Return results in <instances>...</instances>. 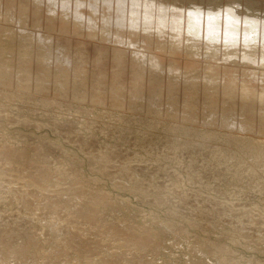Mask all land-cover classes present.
<instances>
[{"label":"rangeland","instance_id":"rangeland-1","mask_svg":"<svg viewBox=\"0 0 264 264\" xmlns=\"http://www.w3.org/2000/svg\"><path fill=\"white\" fill-rule=\"evenodd\" d=\"M27 2L0 10V264H264V66L152 44L163 71L138 67Z\"/></svg>","mask_w":264,"mask_h":264},{"label":"bare ground","instance_id":"bare-ground-1","mask_svg":"<svg viewBox=\"0 0 264 264\" xmlns=\"http://www.w3.org/2000/svg\"><path fill=\"white\" fill-rule=\"evenodd\" d=\"M18 1L19 0H12L13 4L9 7L10 9H8V11H6V12L14 14L13 9H11V7L14 4H16V2H18ZM20 1H22V0H20ZM24 1H26V2L28 1L27 2V6L29 7V9L28 8L27 9H23L22 8V10L20 9L19 11H23L24 10L25 12L28 13V15H30L29 11L33 10V13H34L33 16L35 17L36 21L38 20V23H41V21H43V20L46 21V24H47L46 27H45L47 29L46 31L54 32L56 29H59V30H62L64 32L63 34H65V32H67L68 34H69V32L70 33H74V34L75 33H79L80 34L83 31L82 33L85 34L87 38L89 37L90 39L94 40V42H95V40L99 41V42H102L100 45H98L99 49L102 48V49L108 51L109 53L114 51L117 54L116 55L117 59H122V58L124 59L123 56H130V61L135 63V66H138V67L142 66V68H143L144 65H146L149 69L151 68L152 70H155V71H157V70H160V71L162 70L163 71V66L162 65H164V64H162L163 63L162 61H164L166 58H164V60H163V57H161L159 55L160 53L151 55V54H147V52H143V51L140 50L142 48L148 50V49H150L149 46H151L152 44H154L155 46H159L160 45L162 47L161 50H163V49H165V47L169 46L170 49L172 50L170 52V54H174V56L178 55L177 52H178V50L181 51V49H180L181 47L184 50H186V49L188 50L189 49L188 51H192L193 49L201 50L202 51V55H203V49L210 51V53H211V51H214V49H219V52L224 53V55L229 60L233 61V59H234V61H235L236 56L238 55L237 57H239V59L242 58L243 60H246V61H249V62H252V63L258 62L259 65H263L264 66V24H263L262 20L244 16V14L246 13L245 11H252V6H255V5L248 4V5H251V9H250V8H248L247 4H245L247 6L242 4L240 2L241 0H236V1H234V0H209V4H207V5H211V4H214V3L215 4L221 3L220 5H223L221 8H218V9H215V8L214 9L213 8L210 9V8H207V7H205V6H203L201 4L203 2H206L207 0H24ZM230 1H231L232 4L230 3ZM262 1H264V0H262ZM1 2H2V0H0V10H2ZM256 2H253V3H256ZM191 3H194L196 6L191 7L190 6ZM246 3H248V2H246ZM249 3H250V1H249ZM259 5H258V7H259ZM18 6H19V4H18ZM261 6L263 7V5H261ZM254 9H255V7H254ZM263 12H264V10H263ZM253 14H256V13H252L250 16H252ZM260 15H262V14H260ZM260 15H258V16H260ZM9 18H10V16H9ZM23 27H25V25ZM38 29H40V28H38ZM25 31H26V29H23V32H25ZM67 33H66V35H67ZM48 38H50V37H48ZM53 38H54V36H53ZM50 39H52V38H50ZM108 42H110V43H108ZM52 47H53V45H51V43L46 47V49H47V51L49 53H54V51L52 52V50H53ZM151 49H153V48H151ZM151 49L149 51H151ZM220 49H221V51H220ZM100 50H99V52H100ZM180 51H179V53H180ZM193 51H195V50H193ZM155 52L156 51H154V53ZM159 52H161V51H159ZM163 52H166V50L163 51ZM257 52H258V54H257ZM148 53H150V52H148ZM183 53H184V51H183ZM214 53H216V51H214ZM163 54H165V53H163ZM197 55H199V52L197 53ZM180 56H179V58H180ZM211 58L213 59L212 56H211ZM205 59H206V61H210V60H207V57H205ZM173 60H174V57H173ZM214 60L217 61L216 59H214ZM214 60H213V62H214ZM64 61L67 62V63H70L69 62L70 61L69 58H65ZM186 61H184V63ZM194 61L195 60H193V62H190V61L188 62L187 61V63H185L183 67H186L188 69L192 68L190 70H193V68H195V62ZM223 61H225V60H223ZM199 62H200V60H199ZM48 63H49V65H50V63L54 65L53 59L50 58ZM196 63H198V62H196ZM229 63H231V62H229ZM252 63H251V65H252ZM199 64H196V66L199 65ZM215 64H211L213 66L209 65V67H207V68H211L212 67V68L216 69L217 72L220 71V70H224L225 71V72L223 71L224 75L226 73H228V75H229L228 78L232 77L230 79V83H233V80H234L233 77H236V76L232 75V73H233L232 72L233 69H231L232 66L230 65V66L225 67V68H222V67L221 68H216ZM234 64H236V62H234ZM243 64H245V63H243ZM167 65H169V63ZM46 66L45 67L48 68V65H46ZM252 66H251V68H252ZM176 67L177 66H175L174 64L170 65V68L172 69V71H175L174 69ZM254 67H257V66H254ZM260 67H262V66H260ZM186 68L184 70H186ZM195 69H198V68H195ZM142 71H146V70H142ZM142 71H140V72H142ZM207 71H209V70H207ZM149 72H150L149 74L152 75L151 71H149ZM258 72H260V71H258ZM142 75H143V73H142ZM212 75H213V73H212ZM217 75H218V73H216V76ZM224 75H222V76H224ZM228 75H226V76H228ZM164 76H165V74H164ZM198 76H201V75L198 74ZM144 77H145V75H144ZM246 77H247V75H246ZM175 79H177V78H175ZM214 79L215 80H213V79L210 80L209 79L210 81L208 82V80H207V82L209 84L210 83H214L216 85L217 81L219 79L217 80L216 77H214ZM244 79H246V78H244ZM235 80H238V79H235ZM148 81H150V80H148ZM166 81H169V80L167 79ZM223 83H221V84H223ZM227 83H229V80H228ZM177 86H179V85H177ZM226 92H227V90H226ZM189 93H191V91ZM207 94H209V93L207 92ZM244 94H246V93L244 92ZM187 95H188V93H187ZM198 102H199V100H198ZM183 106H184V104H183ZM189 107H190V105H189ZM211 108H212V106H211ZM176 110H178V109H176ZM188 110L189 109H187V111ZM222 110H224V109H222ZM138 111H140V110H138ZM208 111H210V109ZM184 118L188 119L189 117L188 116L186 117V115H185ZM224 118H226V117H224ZM215 119L210 120V121H212V123L214 124V120ZM225 120H227V118ZM232 120L235 121L234 119H232ZM193 121H194V119H193ZM215 122H216V120H215ZM228 122L226 121L227 124H228ZM239 122H240V120H239ZM221 123L223 124V121ZM231 126L232 125H230V127ZM223 127L221 128L222 130H223ZM226 127H227V125H226ZM235 128H232L233 131H231V132H234ZM238 131H240V130H238ZM244 131H245V129H244ZM248 131H250V130H248ZM226 132H229V134H230V131H226ZM235 133H237V135H239L238 132H235ZM250 133H252V132H250ZM254 133H255V131H254ZM229 134H227V135H229ZM232 135H234V134H231V136ZM224 136H226V135H224ZM262 147H264V146H262ZM262 150L264 151V149H262ZM10 151L12 152V150H10ZM10 151H8V152H10ZM38 182H39V180H38ZM34 188H35V186H34ZM84 191H85V189H84ZM71 192L73 193V191H71ZM75 192L77 193L79 191L75 190ZM103 197L105 198L106 195L103 196ZM103 197L100 200H104ZM84 201L86 202V200H84ZM106 201H107V199H106ZM98 202H99V200H98ZM100 203H101V201H100ZM75 204H77V203H75ZM102 204H103V202H102ZM86 217H87V215H86ZM141 235H142V233H141ZM140 238H142V237H140ZM140 238H139V240H141ZM144 239L146 240V238H144ZM66 240L67 239H65V241ZM124 240L126 241V239H124ZM139 240H137V241H139ZM146 241H148V240H146ZM67 243L69 245L70 241L67 242ZM105 243H107V242L105 241ZM1 245H2V243H1ZM128 245L130 246V244H127L126 246H128ZM66 247L68 249V246H66ZM140 247H142V246H140ZM4 250H5V248H4ZM62 250H64V249H62ZM70 250H71V248H70ZM70 250H68V251L71 252ZM65 251H63V252H65ZM19 252H20V249H19ZM21 252H23V249H22ZM96 253H97V251H96ZM109 253H110V251L108 252V254ZM4 254H6V252ZM93 254L95 255V253H93ZM98 254H99V251H98ZM115 254H118V253L115 252ZM26 255H27V253H26ZM81 255L83 256V254H81ZM23 256H25V255H22V257H20V258H23ZM72 257H75V256H72ZM101 257H103V256L101 255ZM111 257L113 259V257H116V256L114 255V256H111ZM119 257L120 256H118V258ZM1 258L2 257H0V260H1ZM18 258H19V256H18ZM24 258L27 259L26 256ZM78 258L80 260V257H78ZM5 259H7V258H5ZM9 260H11V259H9ZM18 260H20V259H18ZM3 261L5 263V260H3ZM40 261L41 260H39L38 262L37 261H34V262L39 263ZM47 261L48 260H46L45 264H48ZM62 261H63V259H62ZM97 261L100 262L99 260H97ZM22 262L23 261H21L20 263L22 264ZM24 262H23V264H24ZM49 262H51V261H49ZM56 262H58V261H56ZM59 262H60V260H59ZM67 262L68 261H65L66 264H67ZM77 262H78V260H77ZM81 262H82V260L80 261L79 264H81ZM8 264H9V262H8ZM43 264H44V260H43ZM76 264H78V263H76ZM82 264H84V263L82 262ZM98 264H101V263H98Z\"/></svg>","mask_w":264,"mask_h":264}]
</instances>
